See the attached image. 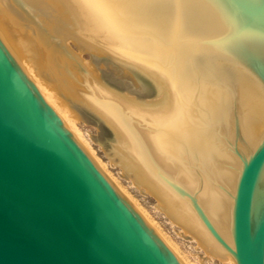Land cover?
Masks as SVG:
<instances>
[{
    "label": "water",
    "instance_id": "1",
    "mask_svg": "<svg viewBox=\"0 0 264 264\" xmlns=\"http://www.w3.org/2000/svg\"><path fill=\"white\" fill-rule=\"evenodd\" d=\"M182 90L229 202L235 264H264V0H115ZM0 264H188L108 174L0 30Z\"/></svg>",
    "mask_w": 264,
    "mask_h": 264
},
{
    "label": "bare ground",
    "instance_id": "2",
    "mask_svg": "<svg viewBox=\"0 0 264 264\" xmlns=\"http://www.w3.org/2000/svg\"><path fill=\"white\" fill-rule=\"evenodd\" d=\"M0 30L61 116L72 123L82 115L107 133L108 160L154 199L178 233L222 264H235L161 176L195 193L229 239L227 191L218 187L225 188L202 130L160 55L115 0H0ZM143 79L151 98L138 93Z\"/></svg>",
    "mask_w": 264,
    "mask_h": 264
},
{
    "label": "rangeland",
    "instance_id": "3",
    "mask_svg": "<svg viewBox=\"0 0 264 264\" xmlns=\"http://www.w3.org/2000/svg\"><path fill=\"white\" fill-rule=\"evenodd\" d=\"M83 59L86 60V57H83ZM103 78L107 80L108 83L110 82L113 86L123 90L124 84L120 80H110V78L105 75ZM142 84L143 89L139 90L138 93L146 99L151 98L153 94L150 84L145 79H143ZM129 90L133 92L132 89ZM62 118L66 120L65 122L74 132L76 131L75 134L82 139V142L84 141L83 143L101 163L108 174L144 212L188 264H222L219 258L205 253L190 238V235L178 233V230L175 229V227L173 228V226L166 221L164 215L156 208L154 199L149 194L145 193V191L133 185L128 178L120 174L118 168L108 160L103 151L108 143L107 133L101 132L98 125L92 119L79 115V117L71 123L67 121L65 116H62Z\"/></svg>",
    "mask_w": 264,
    "mask_h": 264
}]
</instances>
